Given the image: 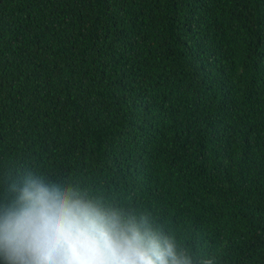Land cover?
Instances as JSON below:
<instances>
[{
  "label": "trees",
  "instance_id": "trees-1",
  "mask_svg": "<svg viewBox=\"0 0 264 264\" xmlns=\"http://www.w3.org/2000/svg\"><path fill=\"white\" fill-rule=\"evenodd\" d=\"M28 174L264 264V0H0V201Z\"/></svg>",
  "mask_w": 264,
  "mask_h": 264
},
{
  "label": "clouds",
  "instance_id": "clouds-1",
  "mask_svg": "<svg viewBox=\"0 0 264 264\" xmlns=\"http://www.w3.org/2000/svg\"><path fill=\"white\" fill-rule=\"evenodd\" d=\"M0 264H192L141 218L28 174L0 201ZM205 264H211L206 261Z\"/></svg>",
  "mask_w": 264,
  "mask_h": 264
}]
</instances>
